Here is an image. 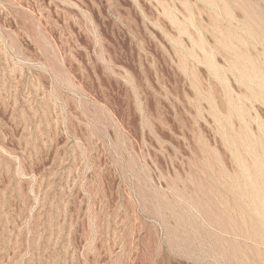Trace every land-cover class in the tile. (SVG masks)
Here are the masks:
<instances>
[{
	"label": "rangeland",
	"instance_id": "374dc122",
	"mask_svg": "<svg viewBox=\"0 0 264 264\" xmlns=\"http://www.w3.org/2000/svg\"><path fill=\"white\" fill-rule=\"evenodd\" d=\"M0 264H264V0H0Z\"/></svg>",
	"mask_w": 264,
	"mask_h": 264
}]
</instances>
